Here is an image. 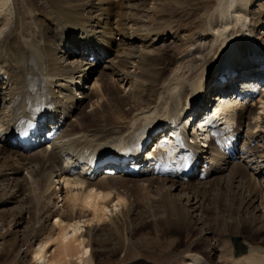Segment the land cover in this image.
Wrapping results in <instances>:
<instances>
[{"label":"bare ground","instance_id":"obj_1","mask_svg":"<svg viewBox=\"0 0 264 264\" xmlns=\"http://www.w3.org/2000/svg\"><path fill=\"white\" fill-rule=\"evenodd\" d=\"M170 45L181 51L170 55ZM242 56L264 67V0H0V205L24 200L15 226L33 209L30 263L94 264L93 243L126 256L133 231L154 221L160 238L186 233L155 264H264V90L222 94L218 108L228 111L218 122L240 134L241 149L224 152L228 132L209 127L208 116L195 147L180 137L201 159L198 178L177 173L185 149L172 145L199 97ZM100 68L109 72L98 77ZM91 78L88 93L79 83ZM154 133L162 140L151 160L102 167V156L92 165ZM211 183L230 193L226 219L204 208L200 192ZM225 235H239L245 252L223 254Z\"/></svg>","mask_w":264,"mask_h":264},{"label":"rangeland","instance_id":"obj_2","mask_svg":"<svg viewBox=\"0 0 264 264\" xmlns=\"http://www.w3.org/2000/svg\"><path fill=\"white\" fill-rule=\"evenodd\" d=\"M115 1H120V0H115ZM199 1L205 2L206 0H199ZM207 1L213 2L215 0H207ZM139 45H140L139 42L134 41L135 48L132 50V52L137 53L138 47L136 48V46H139ZM174 50H176L177 52L181 51V49L176 48V46L170 45L168 49V53L172 55ZM141 52L146 55L154 54V52H152L150 49H141ZM101 65H102L101 67H105L108 64L105 61L101 63ZM129 69L133 71L134 68H131L129 66ZM108 72L109 70L100 68L96 76L99 77L102 75V73H108ZM94 78L83 79L82 82L80 81L79 83L80 87H83L85 92L89 93L92 83L94 81ZM79 99H81L80 96H79ZM86 110H88V108H86ZM65 122L69 124V121H65ZM239 131L242 132V137L246 135V129L243 130V128H240ZM244 141L245 140L242 141L240 145L241 147H239V149L242 148V144L244 143ZM204 160H206V163L207 162L210 163L208 159H204ZM209 163L207 165H209ZM201 170L202 169H200V172ZM198 177H194V178H198ZM206 188L207 190L201 191L200 195L201 196L205 195V199L207 197L206 199L207 202L206 200L204 202L206 203L205 204L206 207L204 206V208L206 209L208 208L207 213H213V215L216 214L217 216H219V218L220 216H223V218L226 219V213H227L226 211L228 208V207L226 208V203L230 198V193L228 192L226 193L223 187L221 190V186L212 184V183L209 184ZM219 189L220 191H218ZM177 191H179V188L175 192ZM18 199H14L13 202H9L8 204L0 205V264H31L30 263V259H31L30 251L32 247L30 246V244L28 245L27 243V236L30 233V229L32 228L31 226L34 223V211L32 208L28 209V211L31 212L30 214L29 212L25 211L23 215H21L22 216V218L20 219L21 224H19L18 226H15L13 222L15 221V219L17 218V215L19 214V209L16 207H18L19 204L22 205V203L24 202L23 199L20 198L19 201ZM142 202L144 201L139 199V202H138L139 213L141 214H143L144 211L146 210ZM234 205L236 206L238 205L237 199H234ZM155 214H157V211H155ZM188 215L189 214H187V216ZM53 221L54 220L52 219L50 220V222L49 221L48 222L53 223ZM221 225H222V221L218 223L216 227H220ZM154 226H155L154 221H148V222H144L141 226L137 227L133 231L132 243L135 244V247L126 256H120V254L113 253L112 252L113 246H110V245L103 246L99 243H93L90 246L92 248L93 263L94 264H155L157 262L160 263L162 250H164L171 241L176 240V239H182L184 242H186V233H185V238H184L182 237L184 234L183 235L181 233L177 235L173 234L175 232V230L173 229L171 231L172 233L167 234L165 236L166 238L163 239V238L158 237L159 236L158 229L156 230V233H154L155 232V230L153 229ZM190 234L195 235L191 232ZM230 237L231 235L230 236L225 235V236H222L221 237L222 239L218 241V242H221V246H220L221 252L226 255L227 254L232 255V251H233V247L230 243ZM212 242L213 241H211V243ZM182 247H183V243L180 246L178 251H180ZM176 264H183V263L182 261H179Z\"/></svg>","mask_w":264,"mask_h":264},{"label":"water","instance_id":"obj_3","mask_svg":"<svg viewBox=\"0 0 264 264\" xmlns=\"http://www.w3.org/2000/svg\"><path fill=\"white\" fill-rule=\"evenodd\" d=\"M230 242L233 247L232 253L234 256H237L245 252V246L242 243L241 238L239 236H231Z\"/></svg>","mask_w":264,"mask_h":264},{"label":"snow or ice","instance_id":"obj_4","mask_svg":"<svg viewBox=\"0 0 264 264\" xmlns=\"http://www.w3.org/2000/svg\"><path fill=\"white\" fill-rule=\"evenodd\" d=\"M93 191H95V190H93ZM105 198H107V197H105ZM114 207H115V205H114ZM87 254H88V250L85 249L84 255H87Z\"/></svg>","mask_w":264,"mask_h":264}]
</instances>
